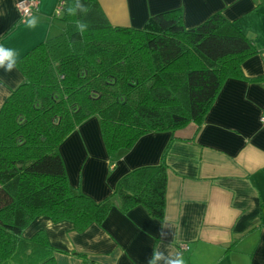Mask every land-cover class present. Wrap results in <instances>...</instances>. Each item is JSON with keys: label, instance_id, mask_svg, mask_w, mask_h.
Here are the masks:
<instances>
[{"label": "trees", "instance_id": "obj_1", "mask_svg": "<svg viewBox=\"0 0 264 264\" xmlns=\"http://www.w3.org/2000/svg\"><path fill=\"white\" fill-rule=\"evenodd\" d=\"M81 3L86 13L68 14L75 0H64L59 15L54 9L63 27L17 58L23 80L0 107V264H57L63 253L44 231L25 236L39 217L70 222L76 232L101 226L113 209L126 215L141 207L164 220V162L126 173L102 202L70 186L60 147L83 123L97 118L113 168L147 134L202 126L226 81L264 83V74L242 73L260 50L221 13L192 28L179 9L142 28L116 27L97 0ZM258 7L264 12V0Z\"/></svg>", "mask_w": 264, "mask_h": 264}, {"label": "crops", "instance_id": "obj_2", "mask_svg": "<svg viewBox=\"0 0 264 264\" xmlns=\"http://www.w3.org/2000/svg\"><path fill=\"white\" fill-rule=\"evenodd\" d=\"M19 0H0L1 44L18 57L50 34L56 0H37L36 28L20 23ZM116 27L142 28L155 15L179 9L185 28L221 13L260 50L242 65L246 78L264 74V12L259 0H97ZM17 22H19L17 24ZM23 78L15 67L0 69L3 102ZM1 104V106H2ZM264 83L228 80L202 126L151 133L118 154L112 168L97 118L76 129L61 145L69 184L94 202L109 198L118 180L141 166H167L162 222L137 207L113 209L101 226L76 232L70 222L37 218L25 231H44L63 254L57 264H148L153 252L183 264H264ZM177 137L179 140H173ZM231 244H233L231 246ZM187 247V249H185ZM77 253V255H76Z\"/></svg>", "mask_w": 264, "mask_h": 264}, {"label": "clouds", "instance_id": "obj_3", "mask_svg": "<svg viewBox=\"0 0 264 264\" xmlns=\"http://www.w3.org/2000/svg\"><path fill=\"white\" fill-rule=\"evenodd\" d=\"M67 11L69 15H76L78 11L86 13L87 8L81 3V0H75V6L69 7ZM37 24L38 18L36 17H32L28 21V26L32 29L36 28ZM77 27L83 32L87 26L83 23H79ZM17 57L18 52L15 49L0 45V69H3L5 72H11L17 66ZM148 264H183V260L180 256L169 258L163 253L153 252Z\"/></svg>", "mask_w": 264, "mask_h": 264}, {"label": "built area", "instance_id": "obj_4", "mask_svg": "<svg viewBox=\"0 0 264 264\" xmlns=\"http://www.w3.org/2000/svg\"><path fill=\"white\" fill-rule=\"evenodd\" d=\"M64 0H59L58 5L55 8V14L59 15L62 11ZM37 0H21L17 3V10L22 18H29L33 12L37 11ZM260 123L264 125V116L260 118ZM187 249V247H185Z\"/></svg>", "mask_w": 264, "mask_h": 264}, {"label": "rangeland", "instance_id": "obj_5", "mask_svg": "<svg viewBox=\"0 0 264 264\" xmlns=\"http://www.w3.org/2000/svg\"><path fill=\"white\" fill-rule=\"evenodd\" d=\"M19 1H21V0H19ZM18 14L21 18V15L19 12H18ZM51 22H52V24H51V28H50V33L51 34L58 33L60 31V29L63 27V23L59 19H57L56 17H52ZM0 97H1V92H0ZM1 104H2V100H0V107H1Z\"/></svg>", "mask_w": 264, "mask_h": 264}]
</instances>
